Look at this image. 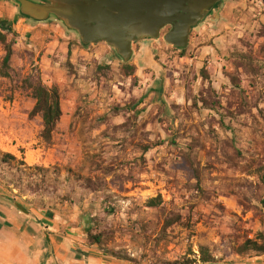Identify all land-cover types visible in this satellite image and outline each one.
I'll use <instances>...</instances> for the list:
<instances>
[{
  "label": "rangeland",
  "instance_id": "obj_1",
  "mask_svg": "<svg viewBox=\"0 0 264 264\" xmlns=\"http://www.w3.org/2000/svg\"><path fill=\"white\" fill-rule=\"evenodd\" d=\"M232 2L243 0L221 7ZM255 11L233 9L229 22L240 34L214 53L202 52L208 43L201 26L183 50L161 33L142 46L155 68L127 77L106 44L83 47L55 20L17 34L12 22L23 18L0 0V25H10L8 41H15L10 77H0V152H18V162L48 170L34 185L41 174L26 171L31 181L24 166L12 169L0 156V201L33 217L47 213L59 229L28 231L25 242L7 231L18 253L42 263L58 235L103 264H203L201 252L215 259L209 264H264V255L240 253L264 233V10ZM60 35L78 52H49ZM108 58L116 65H104ZM29 76L60 93L62 118L48 142L41 117L29 116ZM158 197L161 205L148 208ZM1 245L0 264H8Z\"/></svg>",
  "mask_w": 264,
  "mask_h": 264
},
{
  "label": "water",
  "instance_id": "obj_2",
  "mask_svg": "<svg viewBox=\"0 0 264 264\" xmlns=\"http://www.w3.org/2000/svg\"><path fill=\"white\" fill-rule=\"evenodd\" d=\"M21 18L32 23L59 22L75 34L83 47L100 43L129 64L133 45L163 41L177 50L186 49L190 35L215 18L223 0H10ZM3 197L0 196V199ZM22 214L25 208L13 202Z\"/></svg>",
  "mask_w": 264,
  "mask_h": 264
},
{
  "label": "crops",
  "instance_id": "obj_3",
  "mask_svg": "<svg viewBox=\"0 0 264 264\" xmlns=\"http://www.w3.org/2000/svg\"><path fill=\"white\" fill-rule=\"evenodd\" d=\"M241 7L244 11H246V15L254 16L256 13V3L255 0H243V2H232L231 4H226L221 9L218 10L216 16L211 21L201 26V32L203 33V42H207L208 44L203 46L202 52L203 53H210L216 52V50H223L227 49V45L233 41L235 35L240 34L238 31H234L237 27L235 24H231L229 22L230 18L233 15V9ZM259 11L264 10V6L258 7ZM255 12V13H254ZM258 12V11H257ZM261 19H264V15L261 16ZM27 20L18 19L15 22H12L14 30L17 34L22 35V33H31L32 31H36L37 29H47L48 25L46 23H32L25 24ZM211 27V29H209ZM199 28V29H200ZM238 29H243L238 27ZM59 39H55L51 41L46 46V49L50 52V49H56V47L60 46L63 50L68 53L70 50L71 54H75L78 52V47L71 46L69 42H61L62 36H58ZM98 45V44H97ZM104 65L106 66H115L116 61L114 59L108 58L104 61ZM131 63V64H130ZM129 65L135 67V72L140 73L141 71H151L154 69V62L151 59V50L148 47H139L137 48V53H135L132 61ZM62 118V117H61ZM13 156L16 158L19 157V153L15 152L12 153ZM32 222H29V221ZM55 218L53 217L52 220L48 219L47 213L45 214H38L36 217L33 216H26L19 212L14 208H9V206L3 205L2 201H0V244L1 249L4 250L3 253L8 252L9 255L5 256L4 258L8 260V264H103L102 261L94 256H86L78 250L72 244L73 241L69 240L68 238L55 235L51 237V243L47 246L51 253L50 256H47V259L42 260V263H39L40 257H33V259H29L27 254L22 255L15 250L16 243H19L17 240L10 239L11 237L6 235L7 231L13 229L14 231H18L21 236L19 237L20 242H25L28 231L33 232V236H36V232L39 230L46 229L47 231H51L53 229L54 232L59 231L57 229L55 222ZM27 223V224H26ZM26 224L27 226H24ZM26 236V237H25ZM14 240V241H13ZM40 246V245H39ZM80 246V245H79ZM13 249L15 251H13ZM105 264V263H104ZM106 264H129L121 261H113L107 262ZM247 264V263H243ZM253 264V263H248ZM259 264V263H254Z\"/></svg>",
  "mask_w": 264,
  "mask_h": 264
},
{
  "label": "trees",
  "instance_id": "obj_4",
  "mask_svg": "<svg viewBox=\"0 0 264 264\" xmlns=\"http://www.w3.org/2000/svg\"><path fill=\"white\" fill-rule=\"evenodd\" d=\"M11 33L10 25L2 24L0 25V45L3 47L4 56L0 61V77L8 78L10 77L11 71V59L14 55L13 45L15 41H8V34ZM13 38L17 37V34H12ZM70 50L67 53V56L70 57ZM124 74L127 77H130L135 72L134 66H123ZM27 84V87L30 89L32 98L34 99V106L32 111L30 112V117L40 116L42 120V132L40 134L42 140L48 142L51 140L52 134L55 130L56 125L59 123L62 117V109L60 104V93L57 87L47 88L40 78L33 79L32 77H28L24 80ZM1 160L5 164H14L12 169L21 172L20 166L25 167L24 176L28 179L32 180L30 174H25L26 171H35L36 173L41 174L42 180L33 181L34 185H40L39 183H44L46 179V173L48 172L45 168L40 167H28L26 164L22 162H18L16 157L11 154H2L0 152ZM68 174H72L69 170H67ZM40 181V182H38ZM161 197L149 199L146 202L148 208H157L161 205ZM93 243L98 244L99 240L97 238H93ZM247 252H253L256 255H264V233L257 234L256 238L253 240H247L242 246L240 253L244 254ZM200 262L203 264L214 263L215 259L211 256H208L206 253L200 254ZM171 264V263H170ZM173 264H195L193 261L183 259L180 262H176Z\"/></svg>",
  "mask_w": 264,
  "mask_h": 264
},
{
  "label": "built area",
  "instance_id": "obj_5",
  "mask_svg": "<svg viewBox=\"0 0 264 264\" xmlns=\"http://www.w3.org/2000/svg\"><path fill=\"white\" fill-rule=\"evenodd\" d=\"M255 3L257 7L264 6V0H255Z\"/></svg>",
  "mask_w": 264,
  "mask_h": 264
},
{
  "label": "flooded vegetation",
  "instance_id": "obj_6",
  "mask_svg": "<svg viewBox=\"0 0 264 264\" xmlns=\"http://www.w3.org/2000/svg\"><path fill=\"white\" fill-rule=\"evenodd\" d=\"M170 30V27H166L161 33L162 35L165 34L166 32H168Z\"/></svg>",
  "mask_w": 264,
  "mask_h": 264
}]
</instances>
